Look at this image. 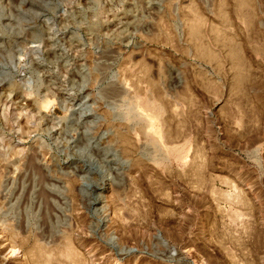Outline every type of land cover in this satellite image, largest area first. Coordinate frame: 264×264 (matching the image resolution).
Segmentation results:
<instances>
[{
	"label": "rangeland",
	"instance_id": "1",
	"mask_svg": "<svg viewBox=\"0 0 264 264\" xmlns=\"http://www.w3.org/2000/svg\"><path fill=\"white\" fill-rule=\"evenodd\" d=\"M132 1L0 0V264H264V0Z\"/></svg>",
	"mask_w": 264,
	"mask_h": 264
},
{
	"label": "bare ground",
	"instance_id": "2",
	"mask_svg": "<svg viewBox=\"0 0 264 264\" xmlns=\"http://www.w3.org/2000/svg\"><path fill=\"white\" fill-rule=\"evenodd\" d=\"M116 0H114V2H115ZM157 0H133L132 1V3L130 4V6H132V8H131V10H129V12H128V15L130 16V21H128L127 22V27H132L131 26V22H132V24H136V22L134 21V17H135V13H136V11L137 10H141L142 8H144L143 10H148V9H153L152 8V6L153 5H155L154 3H157L156 2ZM136 2H137V4H136ZM141 4H143V5H141ZM149 12H150V10H149ZM129 16H126V17H129ZM113 17V16H112ZM121 17V16H120ZM138 17V16H137ZM123 18V17H122ZM140 18V17H139ZM129 19V18H128ZM125 20V19H124ZM138 20V19H137ZM125 22V21H124ZM126 23V22H125ZM91 24V23H90ZM119 24V23H118ZM128 25H130V26H128ZM133 25V26H134ZM145 25V24H144ZM118 26V25H117ZM119 27V26H118ZM122 28V29H121ZM125 28L126 27H124L123 28V26L121 25V27L120 28H118L117 29V34L118 35H124V30H125ZM94 29V28H93ZM96 29V28H95ZM125 31H127V28H126V30ZM126 33V32H125ZM119 37H121V36H119ZM125 38H127V37H125ZM73 49V48H72ZM51 51V50H50ZM48 54V53H47ZM50 54V53H49ZM120 89H122V88H119V89H117V93H118V95L120 94L121 95V93H119V92H121L120 91ZM105 94L107 93V94H111V93H113V92H115V90L113 89V88H110V86L108 87V88H106L105 89ZM115 94V93H114ZM112 95V94H111ZM118 95H116V96H118ZM110 96V95H109ZM134 97V96H133ZM144 99V98H143ZM136 100H138L137 98H136ZM139 100H140V98H139ZM148 100V99H147ZM146 100V98H145V100H140V101H136V103H135V108H133L132 110H137L138 112L139 111H143V113L145 112V114L147 115V117H146V121H149V122H146V123H149V124H147L146 126H147V128H146V126H145V130L143 131V132H145L146 131V135L147 136H149V137H151L152 138V140L153 141H155V143H160V140H161V137H162V132L157 128V118H158V115H159V113H158V110L160 109V108H158L154 103H152V102H154L153 100H151V102L148 100L147 101ZM148 111H150V112H148ZM133 112V111H132ZM138 112H136V113H138ZM146 112H148V113H146ZM134 113V112H133ZM141 112H139V114H140ZM138 114V115H139ZM143 116H144V114H142ZM149 117V118H148ZM148 119V120H147ZM159 119V118H158ZM159 121V120H158ZM148 138V137H147ZM162 145V144H161ZM166 148V147H165ZM149 149V148H148ZM94 203H99L98 201L97 202H94Z\"/></svg>",
	"mask_w": 264,
	"mask_h": 264
}]
</instances>
